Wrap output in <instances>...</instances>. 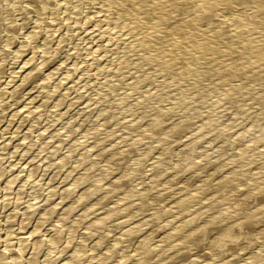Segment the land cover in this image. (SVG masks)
<instances>
[{"label":"rangeland","instance_id":"obj_1","mask_svg":"<svg viewBox=\"0 0 264 264\" xmlns=\"http://www.w3.org/2000/svg\"><path fill=\"white\" fill-rule=\"evenodd\" d=\"M27 1H29V2L31 1V3L34 4V6H32V4H29V2H27ZM34 1H35V3H34ZM75 1L78 3V5L76 4V6L73 8L74 9V12L76 11V13H74L73 11H72L73 12L72 13V12H70V10H68L66 12L65 11L66 10L65 9V7H66L65 4L66 3H64V2L62 3L61 2L62 4H60V2L57 1V0H56V2H55V0H50V1L47 0L48 3L46 2V0H17V6L13 4V6H15L16 10L15 9L14 10L11 9V11H10V14H11L12 10L15 12V13L12 12V14L14 13L13 15H15V16L13 18L16 19V20L13 19L15 23L12 22L13 25H14V27L12 26V24H11V26L14 29H18L19 28L20 29V32H19V29H18V31H16L17 35L15 34V39L12 42L13 45L11 44L10 45L11 47L10 46L8 47V51H9V52L7 51L8 53H10L11 51L14 52L18 48H20V44L19 43H21L22 39H24L23 35L29 30V28H32L34 26V23H35L36 20H41L39 22V24H38L39 27L36 29V30H38L37 31V35H36L37 36V40L35 38L34 39L35 40L34 43L32 42V43L25 44V46L23 47V52L20 55V57L17 59V62H24L26 59H28V57L32 56V53H33L32 49L35 48L33 46L34 45H39L40 42H44V40L46 38V37H44V35L46 36V34H47V30H45V28H47V24H48L47 22L51 21V18L54 19V20H56V21H54L55 24L54 23L53 24H54V26L55 25H58V27H57L58 29L56 31V34H55V31H54V33L51 35V37H48L49 39L48 38L46 39L47 42H46L45 46L47 47V49L50 51L51 54L47 56L44 64H39V62L41 60L40 53H38V51L41 48H39L38 50H36V52H35L36 54L34 53L35 57H33V61L30 63V65L28 64L29 66L26 65L25 66L26 68L21 69V70H20V67H17V68L14 69V70L20 71L19 74H16L19 77V79L17 80V77H15L14 78L15 82L12 85L11 84L8 85L9 91L5 95V98L3 100L4 103L1 104L2 106L0 105V119H1L0 120L1 121L0 122L1 123L0 124V156L1 157L3 156L2 161H0V170L2 169L4 171V173H5V174H3V177H1V179L3 178L5 180L9 176H11V174H14V172H16L17 170L20 171L23 167H25L26 164H24V163L27 161V159H29L30 155H32L33 153H35V151L37 150V147L35 145L34 146V149H31L27 153V155H25L24 157H22V154L20 153L19 150H15V153L12 151V150H14L13 147L15 146V144L18 143V139H20L21 137H23L24 135H26L27 132L32 128V127H30V124H32L33 122H35L37 120V126H36L37 128L35 127L36 131L34 132L35 135L32 136L33 138L35 137V139H33L31 137L28 140V141H31V143L32 142H36L37 143V141H35V140H37L36 133L37 132L39 133V130L42 128L43 125H46L47 123L50 122L49 124H51L52 127H51V125H49L50 128H47V130H46L47 132L45 133L47 136H49L48 134L51 135L52 133H55V131L56 132L59 131L58 132L59 134H63L65 131L68 130V128L70 129V128H73V127H75V128L77 127L72 132L73 135H71L72 133L69 134V136H67L65 138V140L62 142V144H60L61 147L59 146L60 147L59 150H58L59 153H63L65 151V149L67 150L68 149L67 148L68 147L67 144L71 145L70 143L72 141H70V140H73V139H77V141L74 143L76 145H73L72 152L70 153V156H71L70 157V160L71 159L72 160L77 159L80 156V151L82 153L84 151V149L86 151L88 150L87 153H85V157H84L85 159L83 160V162L81 163V165L79 164L78 167L76 166L77 168H75V171L71 172L70 176L67 179H64V181L60 182V174H58V175H56V178L53 180L54 182H52V184H54V183H58L59 184V186H58V190H59L60 189L59 188L60 185L63 186V184H65L66 182H68L69 179L71 178V175L73 176V174H76V173L80 172L81 169L87 168V170L85 169L86 171L84 172V173H86V172L87 173L82 175V178H83L82 181L83 182H80L76 187H73L72 188L73 190L70 191V192H72L70 194V196H69L70 198L67 197L69 200L68 199H65L66 201L64 200V202H67V201L72 200L73 197H71V196H73L74 194L78 193L77 192L78 190L79 191L80 190H83L85 187H87V185H89L90 183L93 182V179L95 180V178H97L99 175H102V177H103V181H102L103 184L100 182L101 185L98 183V184H95L94 187H92V186H91L92 188L90 187L91 188L90 190L92 191V193H89L90 195L88 194L89 195V196H87L88 198L85 197L86 198L85 200L83 198V200L81 199L80 201H78L77 203H75V205H74L75 208L73 207V210H71L73 212H71L69 215H67L68 216V219H70L72 217H75L78 214V212H81V211H83V209H86L87 208L86 210H89L90 211V209H91V212H92L89 215L88 218H94L98 214H101L102 212H105L106 210L108 211V209L109 210L113 209L114 211H112V213L108 217V221L110 220L112 222H110L109 224H107L108 221L102 222L103 225H106V224L109 225V228H111L112 225H115V224H117V223H119V222H121L123 220H128V219H130L133 216L134 217L131 219V222H129L133 226L139 225L143 221L148 220V219H151L152 217L157 216V215L159 216V218H156V221L154 220L155 221L154 223H156L158 220H160V218H164L165 219V218L169 217L170 214L175 216V217L173 216L172 219L175 218L174 220H177V219H179V217L181 218L183 215H187V213H191L192 211L194 212V211L197 210V208L199 209V207H201L204 204V203H201V202H202V199L205 196H209L211 194L210 197H213L215 195L214 196V199H216V200L212 202L213 203V206H215V205H218L220 203L223 204L224 202L228 201V199L231 198V197H235V196L237 197V196L242 195V193H244V191L251 190V189L254 190L258 186L257 187V188H259L258 195L256 194L253 197H250V198L249 197H246L245 199H243L244 202L246 201L248 203L247 208L250 206L248 209L257 210V208H255V206L259 205L260 203H262L264 201L263 200V198H264V187L263 186L264 185L262 184V182L264 181V178H263L264 177V154H263V157H262V154L260 155L259 152H256L258 150L250 149V151L251 150H254V151H252L253 154L249 151L247 153H244V155H241V156H243V157H241V159L238 156L237 157H232L231 154H235V153L238 152V150H237L238 142L236 141V139H234V137L233 138H230L229 137V132L230 131H233V130L235 131L238 126L244 125V122L246 121L245 118L248 115L247 113H250L251 111L252 112L255 111L256 107H254V106L256 105V102L258 101V103H260V102H263L264 101V99H263V97H264V85H263V83H264V80H263L264 79V63H261V65H260V63L257 64L260 67H256L255 70L254 69H250V68H252V67H250L248 71H250V70L251 71L248 73L249 75L247 76V72L248 71L246 72V70H244L245 71V73H244V71L242 72V70L240 68H238V69L235 68L234 69L233 66H232L233 63H238V61L236 62L235 60H238L240 55L237 56V57H234L233 54L232 55L230 54L229 56H230L231 59L229 58V56H227V57L225 56L226 57L225 58L223 56H220V55H223L224 54L223 53V50H221L222 48H218L219 49L218 50L219 53H215V54H213L215 56H211L212 58L214 57V59H212L210 57L213 61H211L210 58H209L208 59L209 62L206 61L205 64H204L203 61L202 62H201V60L199 61V59L197 58V56H195V60H193L192 58H190L191 57V54L189 56V53H183L182 52V49H179L180 48L179 46L182 45V44H184V41L185 40L182 41L181 43H177L175 45L176 47L174 46L175 49L178 48L179 50H181V52L180 51L178 52V49H177L176 52L174 51L175 52V54H174L173 53V50L174 49L168 50V53H170V51H171V53L173 54L172 55L173 56V59L170 61V59L167 58L169 54L166 52L167 48L164 45L165 41L168 40L166 38V36L168 34V33H166L167 30L165 31V34H164V32L161 33V36L162 37L165 36V37H163L161 39H164L165 38L164 39L165 41L164 40H161L160 41V43H161L160 46L158 45V46H155L154 47L153 46L154 44H146V46L149 45V47L151 45V48H149L151 52H153L154 49H155V51L157 50V52H158V53L157 52L156 53L159 55L158 56L159 59L157 58L159 61L158 60H154L153 63H152V60L153 59H149V58L145 59L144 58L143 52H145L144 51V48L146 46H144L145 44H143V40L142 39H141L142 41L140 40L141 42L139 41V43L137 44V47L138 48L135 47L133 49H130L129 52H128V50H126V51L123 50L122 51L121 50L122 48L120 46V45H122V43H116L115 42V41H117L118 37H115L117 39L114 40V42L116 43V45H115V43L112 44V45H110V43H112V42H110L109 45H108V47H105L103 49L104 51L101 49L100 51L94 52L95 50H97V48H100V43H101L103 37L100 39L98 37V35L100 36V34H102L103 32L106 31L105 30L106 29L105 28L106 21L105 22H101V23L99 22L98 25H96V21H95L96 19L94 17L98 16L100 13L98 15L97 14H94L93 15V18L90 17V19L88 20V22L85 23L86 25L84 24L82 27H80L79 26V21L77 19L79 17H81V16L84 17L85 15H88L91 12H94V11H96V13H98L97 10L98 9L100 10L101 4H99L100 5L99 6L96 1H93V3L92 2L90 3L91 0H75ZM18 2H19V4H18ZM57 2H58V4H56V6L58 5V6H60V8L58 6L57 7L53 6L55 9L50 7L51 9L49 11V8H47V7L50 6L49 3L52 4V3H57ZM5 3L8 5V2L6 0L4 1V3L1 4L2 6H4V9L3 10H2L3 7L1 6L2 7L1 8V10H2L1 11V14L3 16L6 13L5 12L6 9L9 7V5L6 7V4ZM36 4H39V6L36 5ZM85 5H87V7ZM92 5H93V7H92ZM127 5L128 4H125L122 7H124V6L128 7ZM40 6H42L43 8H41ZM19 7H21V9H23V10L18 9ZM81 7H83V8H81ZM126 7H124V8H126ZM53 9L55 10V12L56 11L57 12L56 13H53V11H54ZM22 13H24V14H22ZM150 14L153 15L152 12ZM2 15H0V22L1 21L2 22H4V21L6 22V20H4V18L6 16H4V18H3ZM55 16H57V17H55ZM32 17H33V19H32ZM74 17H75V19L72 20V18H74ZM181 18L182 17L180 16V18L178 17V18H176V20H179ZM42 20H43V22H42ZM90 20H91V22H90ZM174 20L175 19H173V22H172V20H171V22H169L168 28H167L168 31L171 28H172L171 31L175 30V28H177L182 23V21H183V20H180V21H178L180 23H178V22H176V20L174 22ZM72 21H74V22L72 23ZM194 21H195V19H194ZM196 21H197V23H196V25H194L195 28L200 23L198 20H196ZM57 22H58V24H57ZM75 22L76 23L78 22V24H76ZM139 22L142 25L139 24ZM23 23H25V26L24 27H26V28L25 29H22V31H21V25H23ZM135 23H136L134 25L135 27L138 26L137 24H139L141 26H138L135 30L133 29L134 30V33L132 32L133 30L131 31V36L134 39H136V37L139 36L137 34L142 33L141 30H143V32H144V27L147 28V25L144 24L145 22H144V20L142 18L137 19V21H135ZM101 24H103V25H101ZM201 24H202V22H201ZM176 25H177V27H176ZM52 26L53 25H51L50 26L51 28L50 27L49 28L50 29H53L54 27L52 28ZM142 26H143V28H142ZM172 26H175V27H172ZM139 27H141V30H137V29H140ZM194 27H193V29H194ZM146 28H145V32H146ZM39 29H40V31H39ZM41 29H43V30H41ZM127 31L128 30H126V32ZM188 31H187V33H189V34L191 32L190 38H189V39H191L192 36H193L192 35L193 34V30H191V31L188 30ZM119 34H121V33H119ZM60 35H64L65 36V37L63 36V39H64L63 41L64 42H58L60 40V38H61ZM141 36H145V35H143V33H142V34H140L139 37H141ZM106 37H108L107 33L104 34V38H106ZM38 39H39V41H38ZM48 41H49V43L50 42L51 43L48 44ZM185 42L187 43L188 41L186 40ZM103 45H105V44L102 43V46ZM139 45H140V47H139ZM152 47H154V48H152ZM156 47H157V49H156ZM158 47L159 48L161 47L162 49L159 50ZM140 48H142V49H140ZM135 49H137L138 52ZM149 49H147V47L145 48V50H149ZM163 49L165 50V52L163 51ZM33 50H35V49H33ZM132 50H134V51L132 52ZM139 51H143V52H139ZM155 51H154V53H155ZM55 52H57V53H55ZM159 52L161 54H159ZM11 53L8 55L9 58H7V60L4 61V63L0 66V68L2 69L1 70L2 72L0 74V76H1L0 77V81L5 80V79H8L9 78V73L10 74L12 73V70L10 69V67L12 68V66L16 65V64H14V58H12V57H15V56H14V54H12V56H11ZM162 53H165V55L164 54L162 55ZM141 54L143 55L142 58H143L144 61L141 58ZM176 54H178L180 58ZM217 54H219V55H217ZM160 55L163 56V57H160ZM175 55L177 56V59L179 58L178 59L179 61H177ZM242 55L243 54H241L240 58H242ZM100 56H101V58H100ZM121 56H122V59L120 58ZM165 56H167V57H165ZM217 56H218V58H217ZM117 57H119V58H117ZM181 57H184V58H182V62H180ZM215 58H217V59H215ZM123 59L127 63H129L128 61H130L131 64L125 63L124 61H122ZM137 59H139V60H137ZM244 59H245V57L243 56V60L241 59V62H240V59H239V63H242V61H244ZM114 60H116L115 62H117V61L118 62L115 63ZM133 60L136 61V62H133ZM173 60L176 62V63H173L174 65L172 64ZM214 60H216V61H214ZM225 60L226 61L228 60V61L226 62ZM155 61H157V62H155ZM164 61L167 62V63H164ZM233 61H235V62H233ZM142 62H143V64H142ZM161 62L164 64V66H162L163 64ZM199 62H200V64H199ZM123 63H125V64H123ZM135 63L137 64V66L135 68H137L138 65L141 66V67H138V69H135L132 66ZM157 63H159V64H157ZM196 63H197V65L199 64L198 65V69L196 67L194 68V66H197ZM18 65H20V64L18 63L17 66ZM34 65H35L36 68L34 67ZM77 65H79L80 67L77 66ZM124 65H126L127 67L124 66ZM167 65H169V66H167ZM201 65H203V66H201ZM233 65H235V64H233ZM106 66H108V67H106ZM165 66L167 68L164 70ZM171 66H173V68ZM182 66H184L185 68L182 67ZM32 67H34L33 68L34 71L32 72L31 77H29L27 80H25V81L22 82L20 80V78L22 76L21 73L24 74V71L27 72V71H29L28 69H30ZM103 67H105V68L103 69ZM150 67L152 68V70H151ZM159 67H161L160 69H162V70H160ZM73 68H75V69H73ZM170 68H172V69H170ZM193 68L197 70V71H195L196 73L195 72L193 73V71H194V70H192ZM199 68H200V70H199ZM232 69L233 70H236V71H233ZM52 70L56 72L55 75H54V77H53V79H52V82L50 81V83H48L49 86L45 87L44 90L41 91L40 97H38V98L36 97L35 98V101L32 102L31 105H29V107H32L37 102L42 101L43 99H45L46 97H48V99L46 100V102L44 104V107H42L44 109L42 110L41 113L35 111L34 113L30 114L29 117H28L29 119L28 118L25 119L24 122H23V124H22L23 126L21 125L20 129H18L19 122L21 121L20 119L22 118L21 117L22 115H20L18 113L17 115L20 116V117H17V116L14 117V122H13L10 113L13 110H15L14 108H17V107H19L20 110H22V109L25 110V109L29 108L27 105H25V102H26L27 98L29 97V95H32V94H34V92L38 91V88L37 89L34 88V89L31 90L32 91L31 92L30 91V89H31L30 87H32V85L33 86H37V85L39 86L41 84L40 83V80L42 79V77L46 76L47 75V72L48 71L51 72ZM166 70H167V72H166ZM212 70H213V72H211ZM150 71H153V72H150ZM172 71H174V73ZM184 71H185V73H184ZM149 72H150V74H149ZM158 73H161V74H158ZM181 73L184 76L181 75ZM190 73H192V74L190 75ZM144 74H146L147 76L144 75ZM211 74H213V75L211 76ZM232 74H234V76L237 74V76L234 77ZM239 74H241V75H239ZM141 75H143V76H141ZM149 75H150V79H149ZM238 76L241 77V78H239ZM249 78H251L253 81H250L251 79L249 80ZM42 80H41V82H42ZM59 80H61L63 83L61 81L59 82ZM247 80L250 81V82H248ZM254 81H255V83L257 81V83L254 84ZM32 82H33V84H32ZM141 82H143V83H141ZM165 82H167V83H165ZM38 83H40V84H38ZM181 83H182V85H181ZM252 83H253V86H255V87L251 86ZM57 85H60V86L56 90ZM230 85L233 87V90L235 89V91L232 90V87H230ZM243 85H244L245 88L243 87ZM246 85L248 86L247 88H246ZM238 86H240L241 88H239ZM157 87H159V88H157ZM225 88L228 91L231 88L230 94L228 96H230L232 99H234V101H232V99L229 97L228 99H230V100L227 101L228 103H226V101H223V103H221L222 101H219V102L215 103V99H218V98H216L217 97V94H218V93H216V91L217 92H222L223 90L226 91ZM67 89L68 90L70 89L69 92H67L65 98L62 101V104L60 106H58V101H59L60 97H62L66 93V91H68ZM29 92H31V93H29ZM236 92H238V93H236ZM243 92H245V93H243ZM12 93H14V94H12ZM199 93H201V94H199ZM210 93H213V94H210ZM257 93H258V95H257ZM50 94H51V96L49 97ZM177 94H178V97H177ZM232 94H233V96H232ZM246 94H248V95H246ZM192 95H193V97H192ZM175 96H176V98L179 99V100L177 99L178 101L175 99ZM234 97H237V98H234ZM246 97L249 98L250 100H248ZM257 97L259 98V100H258ZM160 98H161V100H160ZM173 99H175V100H173ZM261 99H263V101ZM212 101H214V102H212ZM252 101H253V103H252ZM170 102H172V103H170ZM235 102H236V104H235ZM12 103L13 104L16 103V104L15 105H11ZM195 103H196V105H195ZM231 103L232 104H235V106L236 105L238 106V105L244 103V105L246 107L244 105H242V106L240 105L241 106L240 107L241 110H243V112H244L243 114H240L241 115L240 118H242L243 120H241V121L240 120L239 121H233V124H237V126H235V127L233 126V128L228 129V131L226 130L227 133H226L225 130L223 132H221V134H219V136L216 137V138H218L217 139V142L215 140L216 138H214L211 141V143L210 142L207 143V145L209 147L207 146L206 148L207 149L212 148V149H209L207 151V154H208V152L213 151L214 145H212V144H215V143L219 144V145L215 144L216 150H218V149H220V150H218V152H216V153L213 152L214 153V156H212V157L213 158L215 157V159L213 161H211L212 160V157H211V160L209 159V162L207 161L208 163L206 162V163H204L205 164L204 165L203 163H201L202 162L201 159L194 160L195 159V154H196V152H194V151H196V146L201 145L202 142L204 141V139H202V137H201V138H198L196 140H193L192 142H189V143H191L190 145H192V147H191L185 141L186 140V136L184 138V136H182L183 134L181 132L184 133L185 130H188V126H190V127H193L194 126V128H195L196 126L202 125V123L204 124L205 121H203V118L206 119L205 117L208 116V114H204L203 115V113L205 112V109L206 110L207 109H210V111L212 112V113L210 112L212 118H213V116H215L213 118L214 120L212 119L213 121L210 118V123H208L209 125L206 124V125H208L206 127V130L209 129V128H211V129L214 128V131H216V132L219 131L220 128H221L220 130H222L223 127H224L223 124L227 123L228 119L231 116L229 112L233 111L232 109H234L233 108L234 105H232ZM228 104L229 105L231 104L233 107L231 105L229 106ZM21 105H22V107H20ZM217 106H219V107H217ZM197 107H198V109H196ZM228 107H231V109L228 108ZM263 107H264V105H263ZM211 108H212V110H211ZM263 109H262V111H263ZM65 110H66V112H65V114L62 115L63 117L60 116V119H57V116L61 115ZM201 110H204V111L202 112ZM219 110H221V111H219ZM246 110H248V111H246ZM216 111H218V112H216ZM184 114L187 115V116H185ZM245 114H247V115H245ZM263 114H264V111H263ZM242 115H244L245 118H243L244 116H242ZM181 117H183L184 120L183 119L178 120L179 121V123H178L177 119H179ZM73 119H75V120H73ZM153 119H156V120H153ZM71 120H73L72 121V124L71 125H68V123ZM53 121H54V123H53ZM104 121H106L105 125H103L104 124L103 123ZM174 121H176L178 123V124H176L173 127V129L174 128L175 129L174 130L172 129V131H175L176 135H175L174 132L172 133V131H171L169 136H165L164 137V139H165L164 143L163 142H159L158 143V141L155 140V139H157L156 138L157 136H156L154 138V140H155L154 143L155 144L152 146L151 150L149 149L147 151V149H144L146 143L150 140L149 138H147V140H146V136L149 133L152 134V132H154V130H156L155 132H162L164 129H166L168 127V125H170V123H172ZM129 122H131V123H129ZM198 122L200 124H198ZM240 122H243V123H240ZM148 123L149 124L151 123L152 126L154 124L153 128ZM238 123H240V124H238ZM147 124H148V127H151L153 129L152 131L149 130V128L147 127ZM186 125H188V126H186ZM130 128L131 129H135V130L132 131L133 133H130L133 136L134 135H137V134H135L136 131H137V133L138 132L144 133L145 130L146 131H145L144 135L145 134H147V135H145V137L144 136H141L140 138H137L138 140H136V142L134 140V142L136 144L135 143L134 144L132 143V144L129 145L128 143H130L131 140H130V138L127 139L128 135L126 134V132L129 131ZM139 129H141L143 131H141ZM181 129H183V130H181ZM17 130H18L17 135L14 138H12L11 140L8 141L7 140V137L9 139V137H12L13 135H15ZM87 131L89 133L88 134V138H85V139L84 138H79L80 136H82ZM204 131H205V128H204ZM178 132L181 133V135H179ZM132 135H131V137H132ZM177 135H178V137H177ZM70 137H71V139H70ZM121 137H123V138H121ZM31 139L34 140V141H32ZM82 139H84L85 141L82 140ZM223 139H224V141H223ZM79 140H81L82 142H80ZM127 140H130V141H127ZM168 140H169V142H168ZM214 140H215V142H214ZM172 141L174 143H172ZM220 141H221V144H220ZM39 142H41V141H38V145H39ZM184 142H185V144L186 143L188 144V145L186 144V147H185ZM194 142H195V144H194ZM6 143H7V146L8 147H6L7 149H4V146L3 145H6ZM77 143H80V145L77 144ZM94 143L96 144L95 146L92 145ZM160 143H161L162 146L164 144L169 145V143H170V147L166 145L167 147H165V149L162 152L161 157H160V161L163 158H166L167 160L163 159L162 162L159 161V164L157 163V165H156L157 167L154 170H151V172H149L150 169H151V166H153V164L155 162V158H156L157 153H159V154L161 153V152H159L161 150V149H159L161 147ZM196 143H197V145H196ZM199 143H201V144H199ZM220 145L222 146V148H220L221 147ZM256 145H254V146H256ZM39 146H41V145H39ZM183 146H184V148H183ZM217 146L219 148H217ZM63 148H65V149H63ZM178 148H180L182 150L183 149L184 150L185 149L186 150L188 149L189 151L193 149L192 150L193 152L190 151L193 154L190 153L187 150V154L190 153L189 154L190 156L188 155L187 157H188L189 161L190 160L192 161L193 164L191 163V161L188 162V159H187L186 160V163H189L190 164L189 165L190 167L188 166V164H186V166H183L185 168L182 167L183 169H180L178 171V173L177 172L175 173L176 170L175 169H174L175 171L174 170H171L170 169L171 167L169 168L168 165H166V164H170L171 163L170 160H171V158H172L171 156L173 154H174L173 157L175 158V153H176V151H177ZM215 148H214V150H215ZM143 149L146 150L147 152L144 153L141 156L143 160L141 162H139L140 164H138V162H137V156L139 154H141V152H143ZM102 150H104V151H102ZM186 150H185V152H186ZM49 151H50V149H48L47 152L46 151L45 152L48 153ZM45 152H44V154L46 155ZM88 153H90V154H88ZM41 154L44 155L43 153H41ZM41 154H40V156H37L34 159L35 162L38 163V165H41L43 163V161L41 160L42 159L41 158V156H42ZM98 154H102L103 156L100 155V156H102V157H100ZM104 154H105V156H104ZM191 154H192L193 157L191 156ZM217 154H218V156H217ZM11 155H13V156H11ZM215 155L217 156V158H216ZM220 155H222V156H220ZM168 157H169V162H168ZM4 158H6V159H4ZM174 158H172V161H173ZM235 158H237V159L239 158L240 160L238 161ZM246 158H247V160H246ZM97 159H99V160H97ZM110 159H113V161H110ZM40 160L42 162H39ZM47 160H49V159H47ZM47 160L44 159V162H47ZM105 161L107 163L109 162L108 167L107 166L104 167V164H106ZM224 161H225V163H224ZM110 162H111V164H110ZM241 162H242V164H241ZM69 163L70 162L68 160V162H66V165L64 167H62L61 170L64 171L68 167H70L72 162L70 164ZM113 163H115V164H113ZM200 165L202 167L203 166H206V165L207 166L202 168ZM82 167H84V168H82ZM199 167L202 168V170L201 169L199 170ZM13 168L16 169V170H14ZM25 168L28 169V167H25ZM25 168H24V171L20 173V176H24L27 173V171H26ZM156 169L159 172L156 171ZM13 170H14V172L12 173ZM39 171H36V172L38 173ZM166 171H168V172H166ZM50 172H51V170L49 171V173ZM137 172H139V173H137ZM155 172L156 173L157 172L159 173V174H157L158 176H156V179L155 178L154 179H151V176ZM172 172H173V174L171 175ZM179 172H181V173H179ZM121 173H122V175L123 174L124 175L122 176ZM106 175L109 176V177H107ZM119 175H120V178L118 180H116V183L117 184L119 183L120 186H118L116 184L117 186L116 185L114 186L115 189L114 188H113L114 190L113 189H110V193L108 191H107L108 192L107 193L106 190H105L107 188H103V186H105V183L106 182L114 179L116 176H119ZM170 175H171V177H169ZM48 176H49V174H48ZM205 176H206V179L207 180L205 179ZM217 177L218 178L221 177L222 179H224L222 181L223 182V186L219 187V191H217L218 188L215 189L214 188V185H213V181ZM231 177H232V179H231ZM3 179L1 180V182L2 181L4 182ZM128 179H130V180H128ZM244 179H245V182H243ZM20 180H22V178ZM145 180H147V181H145ZM165 180H169V181L166 182ZM205 180H206V182H204ZM153 181H155V182H153ZM170 181H173L174 183H172ZM202 181L204 182L203 184H202ZM246 183H247V185H246ZM200 184L203 185V186H201ZM253 184H255V185H253ZM30 185L32 186L33 183L30 184ZM167 185H169V186H167ZM31 186H29L28 188H31ZM144 186L145 187H148L150 189H152V188L153 189L152 190L148 189V192H150V191L151 192L150 193L147 192L143 197H142L141 194H139V192H137L139 195H137V193H134V194L131 193L133 190L140 189V188H142ZM0 187H1V185H0ZM118 190H120V191H118ZM73 191H74V193H73ZM128 193H130V194H128ZM202 193L204 195H202ZM3 195H5V191L4 190L2 192H0V200L1 201L4 199V196ZM101 195H103V196H102V198L100 200L101 202H99V205L91 206L93 204V202L96 199H98V197H100ZM128 195H130V197L126 198L127 201L124 200L125 197H127ZM191 196L192 197L194 196L193 197L194 200L192 199V201L190 200V202H189L187 199H188V197H191ZM27 198L30 199L31 198L30 195L23 200L24 202L22 201V204L19 205V207L21 206V209H23L26 206V203H28V202H26L27 201ZM155 198H157V199H155ZM176 199H179L180 200L179 202H182V205L181 206H182L183 210L186 209V210H184V212L182 211L183 213L182 212H180V213L177 212V211H179L178 210L179 207H178V209H175V211L173 209L170 210L168 208L171 205L170 203L173 202V201H175ZM117 200L120 201V202H118ZM122 200H124V201H122ZM10 201L11 200H9L8 202H10ZM121 201H122L123 204L124 203L125 204L123 205L121 203ZM127 202L131 203L132 205L130 204L129 206H127V208H124V207H126L125 205L127 204ZM156 203L158 205H156ZM257 203H259V204H257ZM10 204L11 203L8 204V207L10 206ZM116 204H117V206H115ZM138 204H139V209L140 208L141 209L140 210L137 209L138 211H136V214L135 215L129 216L126 219L125 216H127L132 210L136 209L138 207ZM251 205H253V206H251ZM90 206H91V208H90ZM156 206H158L159 208L156 207ZM36 207H38V206H35V208ZM59 207H57V211H56L57 213H58V211L60 209L63 208L62 205H61L60 208ZM193 208H194V210H193ZM158 210H160V211H158ZM155 211H158V212L155 213ZM152 212L154 213V216H151L152 215ZM228 212H227V214H228ZM173 213H175L177 215V217ZM252 213H255V211H252ZM256 213L253 214V215H256ZM263 213H264V211L261 214L254 216L253 219H256V220L258 219V222H259V220L261 221L259 223H263L264 222V221H262V220H264V217H263L264 214ZM227 214L224 215V216L221 215L222 218H221V216L216 217V221L213 220L210 223L211 225L209 224L208 227L213 228V226H214L215 229H216V228L220 227L222 224L227 223L229 221H232L234 217H231L230 216V212H229L228 215ZM34 216H35V214H33V216H31L30 219L27 221L29 223L28 226H30L31 223L34 222V220H33V217ZM113 216H115V217H113ZM225 216L226 217L228 216V217L226 218ZM122 217H124V219ZM249 217H251V216H249ZM117 218H120L121 220H119V221L114 220V219H117ZM217 218H218V220H217ZM259 218H261L262 220L259 219ZM52 219H56V218L53 216L52 218H50V220H52ZM172 219H169V221L166 222V226H165V224H163V226L166 227L165 228L166 230H168V228L170 229L171 226H173V223L175 221H173ZM171 220H172V222H170ZM47 221L49 222V220H47ZM52 221H54V220H52ZM52 221H50V222H52ZM105 222H107V223H105ZM129 223L125 224V227L128 226ZM132 223H134V224H132ZM217 224H219V225H217ZM167 225H169V226H167ZM163 226H161V227L158 226L157 228H154L153 223H149L146 227L144 226L145 229L143 227L142 228L143 230L140 229V231H137V232H134L133 234H131L130 237H132V235H136L137 237H139V236H142L146 231L154 228V231H152L149 235H147L146 242H145V246L147 245V250H149V249L150 250L147 251V253H146L147 256L146 255L143 256L140 259V261L138 263H136V264H140V263L141 264H150V263L153 264V262H154V264H169V263H171V264L172 263L173 264H199V262H200L199 260H201V259L198 258L199 256H197V254L199 253V255H201V256H206V254L209 253L210 248H208L209 247L208 242L211 241V240L208 241V238L211 237L212 234L213 235L215 234V231L214 230L212 231V233L211 232H209L210 234L208 233L209 237L207 235L206 236L207 239H203L205 241H203V240H202V242L200 241L202 243V245H201L200 242H199L200 244L194 243V242H192V243L189 242L190 244L188 242L187 243H185V242L183 243L182 242V244L180 245V249H179V247H177L179 250L177 248H172V252L170 251L171 254L169 253L172 256H169L165 260H162L163 262L162 261L161 262H157V261H159V257H158L159 248L157 246H155V242L158 239H162V237L164 238V236H165L164 233H166V232H165V229H163L164 228ZM47 227H48V225L46 226L44 224L41 227L40 232H44V230H46ZM112 230H113V232L111 231L110 233L106 234L105 236H103L101 238V242H100V245H99L100 248H102V247L104 248V245L106 246V244L108 242L109 243L112 242V240H113L112 237H114V234L117 233V231H118L116 228H114ZM78 231L79 232L81 231V227H79L76 232L78 233ZM4 233H2V234H4ZM93 233H89V234H91V236H89V237H92L93 238V236L96 235L95 237L97 238L99 236V234H100V233H98V234L94 233V235H93ZM237 233L238 234L240 233L239 235L242 234L244 236L241 235L240 236L241 238L239 236L238 237H234V238H232L231 242H228L227 245L221 247L220 248V251H219V254L222 253L221 254L222 256L221 255L219 256V254H218V257H217L218 259L216 258L217 261H216L215 264H226V263L227 264H239L241 262V260L243 261V259H241V258H246L248 256V254H250V251L251 252L252 251L253 252L257 251V253H260V255H263L264 254V248H263L264 247V244L261 247H259V245H258V244L261 243V240H259L258 238L257 239L256 238H251L250 239L251 236H249L247 234L248 232H246V231L245 232L242 231V233H241V231H239ZM245 235H246V237H245ZM156 237H157V240H156ZM92 238H91V240L89 238V240H87V242L88 243H92L94 241V239H96V238H94V239H92ZM248 240H251V243L248 242ZM254 240H256V241H254ZM128 242H129L128 244L131 245V246H129L130 248L128 247L127 250L133 249L136 243H133L132 244L131 243L132 242L131 240H129ZM245 242L246 243L248 242V243L246 244ZM209 243H211V242H209ZM101 244H102V246H101ZM122 244L123 245L120 244L119 246L123 247L125 245H128L125 242L122 243ZM119 246H116L117 248L114 247L115 250L113 248V251L114 252L113 251L111 252L112 255L109 254V258L106 260L108 263L114 262V264H116V263L118 264L120 262L119 264H127L128 262L132 261L129 258L128 260H126L127 262H124V263L122 261L115 262V260H117V258H119L122 255V254L121 255L119 254V253L122 252L120 250V247ZM184 246H186V247H184ZM243 246H246V248L244 249ZM242 247H243V249H242ZM157 249H158V251H157ZM175 249L178 250V252H176ZM186 250H188V251H186ZM258 250H259V252H258ZM61 255L62 254H60V256ZM131 255H132V253H131ZM179 256H180V258H179ZM89 257L90 258L92 257V253L89 254V255H87V256H86V254H84V256L83 255L81 256V258L86 259L87 261L90 259ZM263 257H264V255H263ZM52 258L55 259L56 256H53ZM148 258H150L151 260L148 259ZM106 261H105V263L108 264ZM181 262H183V263H181ZM234 262H236V263H234ZM51 263H55V262L53 261ZM35 264H37V263H35ZM208 264H212V263L210 262ZM241 264H242V262H241Z\"/></svg>","mask_w":264,"mask_h":264},{"label":"bare ground","instance_id":"obj_2","mask_svg":"<svg viewBox=\"0 0 264 264\" xmlns=\"http://www.w3.org/2000/svg\"><path fill=\"white\" fill-rule=\"evenodd\" d=\"M5 0H0V15L1 14V11L4 9V6H2L1 4L4 3ZM8 2V5L9 7L6 9V13L4 16H6L4 18V16L2 15V17L4 18V20H6V22H0V66L4 63V61L7 60L8 55L10 53H8V47L12 44L13 40L15 39V34L17 35L16 31H18V29H14V25L12 22H14V19L13 17L15 15H13L15 12L13 11L14 9L16 10L15 6H17V0H6ZM50 1V0H49ZM60 2V4H62L63 2L66 3V7H65V11L67 12L68 10H70V12H74V7L76 6V4L78 5V3L75 1V0H57ZM93 1H96L97 4H101V7H100V10L98 9V13H96V11L94 12H91L90 14L88 15H85L84 17H79L77 20L79 21V26L82 27L85 23L88 22V20L90 19V17L93 18V15L94 14H99L98 16L94 17L96 20V25H98V23L100 22H105V32L107 33L108 37L104 38V34H106L105 32H103L102 34H100V36L98 35V37L102 39L101 43H100V48H97V50H95L94 52H97V51H100L101 49L103 50L105 47H108L109 43L110 45L114 44L115 42L116 43H122L121 46V50H129L130 49H133L135 47H137V44L139 43V41L142 39L143 40V44H145L144 46H146V44H154L153 46H160L161 43L160 41L161 40H164V39H161L165 36H161V33L164 32L165 34V31L167 30L168 31V24L169 22H173V19L176 20V18H180V16L182 17L181 19L179 20H176V22L180 21V20H183L182 23L177 27L175 28V30L171 31L172 28L166 33L167 36L166 38L168 39L167 41H165L164 45L165 47L167 48L166 52L168 53V50H171V49H174L173 50V53L175 54V52L177 51L178 48H174V46L177 44V43H181L182 41H188L187 43L184 41V44L180 45L179 49H182V52L183 53H189V56L191 54V57L193 60H195V56H197V58L199 59V61L201 60V62L203 61L204 64L206 61H208V59L211 57V56H215L213 54L215 53H219V49L218 48H222L221 50H223V55H220V56H223V57H227L229 56L230 54L234 55V57H237V56H241L242 55V58H240L239 56V59H240V62H241V59L243 60V56L245 57L244 61H242V63H239V59L238 60H235L236 62L238 61V63H233L235 65H233L232 63V66L233 68L235 69H238L240 68L242 70V72L244 70H246V72L250 69H254L256 67H260L259 64L261 65V63H264V0H91L90 3ZM21 2V1H20ZM29 2V1H27ZM47 2V0H46ZM56 2V0H55ZM62 2V3H61ZM35 3V1H34ZM44 3V2H43ZM48 3V2H47ZM89 3V4H90ZM6 4V3H5ZM19 4V2H18ZM29 4H32L31 1L29 2ZM57 3H52L50 4L49 3V11L51 8H54L53 6L57 7L56 6ZM80 4V3H79ZM95 4V3H94ZM93 4V5H94ZM125 4H128L124 7H122L123 5ZM6 4V7L8 6ZM39 6V4H36ZM64 5V4H63ZM83 5V4H82ZM92 5V7H93ZM3 8H2V7ZM28 6V5H27ZM32 6H34V4H32ZM44 6V5H43ZM87 7V5H85ZM95 6V5H94ZM100 6V5H99ZM29 7V6H28ZM27 7V8H28ZM41 8H43L42 6H40ZM46 7V6H45ZM51 7V8H50ZM60 8V6H58ZM80 7V6H79ZM2 8V10H1ZM38 8V7H37ZM62 8V7H61ZM83 8V7H81ZM12 10V12H14L12 14H10V11ZM18 9H21V7H19ZM40 9V8H39ZM55 9V8H54ZM53 9V10H54ZM64 9V8H63ZM77 9V8H76ZM23 10V9H21ZM20 10V11H21ZM152 12L153 15H151L150 13ZM52 12V11H51ZM57 12V11H56ZM55 10L53 11V13H56ZM72 12V13H73ZM149 12V13H148ZM4 13V12H3ZM19 13V12H18ZM76 13V11L74 12ZM24 14V13H22ZM43 14V13H42ZM19 15V14H18ZM29 15V14H28ZM34 17V16H33ZM32 17V19H33ZM57 17V16H55ZM60 17V16H59ZM46 18V17H45ZM77 18V17H76ZM139 18H142L144 20V24L147 25V28L144 27V32L143 30H141V27H139L140 29H137V30H141V32L143 33V35L145 36H140V34H137L139 35L138 37H136V39L132 38L131 36V31L134 29H136L138 26H141L142 24L139 22V24H137L138 26L135 27L134 25L136 24L135 21H137V19ZM14 19V20H13ZM25 19V18H24ZM31 19V20H32ZM56 19V18H55ZM75 19L72 18V20ZM198 20L199 22V26L196 28L194 27V25H196L197 21L195 22L194 21ZM49 20V19H48ZM174 20V22H175ZM33 21V20H32ZM41 20H36L35 23H34V26L32 28H29V30L23 35L24 39H22L21 43L20 44V48H18L16 51L12 52L11 53V56L12 54H14L15 57H12L14 58V66H12V68L10 67V69L12 70V73L10 74L9 73V78L8 79H5V80H2L0 81V105L3 104V100L5 98V95L6 93H8L9 91V87L8 85L9 84H13L15 82L14 78L17 77V80L19 79V77L16 75V74H19L20 71H17V70H14L15 68L17 67H20V70L21 69H24L26 68L25 66L26 65H30V63L33 61V57H35L34 53L36 52V50H38L39 48H41L38 53H40V56H41V60L39 62V64H44L45 63V60L47 58L48 55H50V51L47 49V47L45 46L46 42H47V38L48 37H51V35L54 33L55 31V34H56V31H57V27L58 25H55V22L56 20L52 19L51 18V21L47 22V28H45V30H47V34L46 36L44 35L45 40L44 42H40L39 45H34L33 50V53H32V56L28 57V59H26L24 62H17V59L20 57V55L22 54L23 52V47L25 46V44H28V43H34V39L36 38L37 40V31L36 30L38 27H39V22ZM94 21V22H95ZM141 21V20H140ZM34 22V21H33ZM43 22V20H42ZM74 21H72L73 23ZM91 22V20H90ZM93 22V23H94ZM142 22V21H141ZM202 22V24H201ZM15 23V22H14ZM31 23V22H30ZM54 23V24H53ZM76 23V22H75ZM138 23V22H137ZM180 23V22H178ZM12 24V26H11ZM17 24V23H16ZM53 29H50L51 25ZM58 24V22H57ZM63 24V23H62ZM78 24V22L76 23ZM174 24V23H173ZM176 24V23H175ZM21 25V24H20ZM43 25V24H42ZM41 25V26H42ZM86 25V24H85ZM103 25V24H101ZM145 25V26H146ZM25 26V23H23V25H21V31L22 29H25L26 27ZM40 26V27H41ZM45 26V25H44ZM134 26V27H133ZM144 26V25H143ZM142 26V28H143ZM50 27V28H49ZM101 27V26H100ZM170 27V26H169ZM172 27H175V26H172ZM194 27V29H193ZM205 27V28H204ZM145 28H146V32H145ZM61 29V28H60ZM91 29V28H90ZM103 29V28H102ZM43 30V29H41ZM44 30V31H45ZM93 30V29H92ZM126 30H128L126 32ZM134 30L132 31L134 33ZM188 30H193V36L191 39L190 38V34L187 33ZM25 31V30H24ZM40 31V29H39ZM19 32H20V29H19ZM46 32V31H45ZM172 32V33H171ZM189 32V31H188ZM121 33V34H119ZM132 33V34H133ZM145 33V34H144ZM90 34V33H89ZM189 34V35H188ZM135 35V34H134ZM136 35V36H137ZM54 36V35H53ZM61 38L58 42H64L63 40V36L64 35H60ZM59 36V37H60ZM106 36V35H105ZM22 37V38H23ZM42 37V36H41ZM65 37V36H64ZM67 37V36H66ZM96 37V36H95ZM115 37H118L115 38ZM135 37V36H134ZM44 39V38H43ZM49 39V38H48ZM51 39V38H50ZM95 39V38H94ZM98 39V38H97ZM114 42V40H116ZM141 40V41H142ZM39 41V39H38ZM140 41V42H141ZM57 42V43H58ZM163 42V41H162ZM51 43V42H50ZM49 41H48V44H50ZM102 43L105 44L102 46ZM115 43V45H116ZM160 43V44H159ZM47 44V45H48ZM142 44V43H141ZM13 45V44H12ZM163 45V46H164ZM212 45V46H211ZM29 46V45H28ZM49 46V45H48ZM162 46V47H163ZM11 47V46H10ZM50 47V46H49ZM140 47V45H139ZM142 47V46H141ZM147 49L151 48V45L149 47L146 46ZM145 47V48H146ZM152 47V48H154ZM164 47V48H165ZM176 47V46H175ZM138 48V47H137ZM144 48V51H139V52H143V55H144V58L147 59H153L152 60V63L154 60H158V52L157 50L153 52L149 50H145ZM159 48V47H158ZM64 49V48H63ZM142 49V48H140ZM157 49V47H156ZM162 48L160 47L159 50H161ZM178 49V52L181 50ZM137 50V49H135ZM158 50V51H159ZM8 51V52H7ZM104 51V50H103ZM124 51V52H125ZM134 50H132L133 52ZM163 51L165 52V50L163 49ZM175 51V52H174ZM54 52V51H53ZM112 52V51H111ZM136 52V51H135ZM138 52V50H137ZM177 52V53H178ZM57 53V52H55ZM121 53V52H120ZM126 53V52H125ZM124 53V54H125ZM36 54V53H35ZM130 54V53H129ZM140 54V53H139ZM159 54H161L159 52ZM165 55V53H162V55ZM169 54V55H168ZM168 57L170 59V61L173 59V54L171 53H168ZM222 54V53H221ZM96 55V54H95ZM141 54V58L143 56ZM178 55V54H176ZM175 55V56H176ZM182 55V54H181ZM180 55V56H181ZM219 55V54H217ZM115 56V55H114ZM113 56V57H114ZM126 56V55H125ZM138 56V55H137ZM174 56V57H175ZM184 56V55H183ZM51 57V56H50ZM132 57V56H131ZM160 57H163L160 55ZM179 57V55H178ZM225 57V58H226ZM232 57V56H231ZM11 58V57H10ZM101 58V56H100ZM119 58V57H117ZM122 59V56L120 57ZM126 58V57H125ZM158 58V59H157ZM166 58V59H167ZM180 58V57H179ZM178 58V59H179ZM182 58L184 57H181L180 59V62H182ZM187 58V57H186ZM189 58V57H188ZM212 58V57H211ZM210 60L213 61L212 59H214V57ZM218 58V56H217ZM215 58V59H217ZM230 58V56H229ZM112 59V58H111ZM116 59V58H115ZM129 59V58H128ZM161 59V58H160ZM176 59H177V56H176ZM177 59V61H179ZM191 59V60H192ZM231 59V58H230ZM113 60V59H112ZM120 60V59H119ZM139 60V59H137ZM143 60V58H142ZM188 60V59H187ZM222 60V59H221ZM229 60V59H228ZM227 60V61H228ZM19 61V60H18ZM116 60H114L115 62ZM124 61V59L122 60ZM132 61V60H131ZM141 61V60H140ZM144 61V60H143ZM151 61V60H150ZM149 61V62H150ZM159 61V60H158ZM210 61V62H211ZM216 61V60H214ZM226 61V60H225ZM226 61V62H227ZM233 61V62H235ZM118 62V61H117ZM115 62V63H117ZM125 62V61H124ZM129 63L127 64H131L130 61H128ZM133 62H136L133 60ZM132 62V63H133ZM157 62V61H155ZM185 62V61H184ZM209 62V61H208ZM20 64L17 66V64ZM112 63V62H111ZM121 63V62H120ZM123 63V64H125ZM138 63V62H137ZM145 63V62H144ZM162 63V62H161ZM164 63H167L164 61ZM171 63V62H170ZM173 63H176L174 60L172 62ZM198 63V62H197ZM196 63V65H197ZM230 63V62H229ZM12 64V63H11ZM114 64V63H113ZM143 64V62H142ZM159 64V63H157ZM163 64V63H162ZM200 64V62H199ZM198 64V65H199ZM203 64V65H204ZM207 64V63H206ZM212 64V63H211ZM223 64V63H222ZM28 65V66H29ZM80 65V64H79ZM77 65V66H79ZM147 65V64H146ZM170 65V64H169ZM167 65V66H169ZM174 65V64H173ZM186 65V64H185ZM184 65V66H185ZM191 65V64H190ZM195 65V64H194ZM198 65L197 66H194V68L196 67L198 69ZM201 65V66H203ZM111 66V65H110ZM126 66V65H124ZM123 66V67H124ZM134 68L137 66V64L135 63L134 65H132ZM157 66V65H156ZM159 66V65H158ZM164 66V64L162 65ZM178 66V65H177ZM182 66V67H184ZM209 66V65H208ZM225 66V65H224ZM31 67V66H30ZM35 67V65H34ZM30 68L28 69L29 71L25 72L24 71V74L21 73V78L20 80L23 82L25 80H27L29 77H31V74L32 72L34 71L33 68ZM80 67V66H79ZM108 67V66H106ZM127 67V66H126ZM138 67H141L138 65ZM135 68V69H138ZM146 67V66H145ZM144 67V68H145ZM173 68V66H171ZM186 67V66H185ZM184 67V68H185ZM220 67V66H219ZM223 67V66H222ZM36 68V67H35ZM78 68V67H77ZM105 67H103L104 69ZM151 68V67H150ZM154 68V67H153ZM161 67H159L160 69ZM164 68V67H163ZM167 67L165 66L164 70L166 69ZM170 68V69H172ZM177 68V67H176ZM192 69L194 70L193 73L195 71H197L196 69ZM203 68V67H202ZM221 68V67H220ZM228 68V67H227ZM232 68V67H231ZM6 69V68H5ZM9 69V70H10ZM75 69V68H73ZM133 69V68H132ZM131 69V70H132ZM149 69V68H148ZM155 69V68H154ZM157 69V68H156ZM158 69V70H159ZM180 69V68H179ZM210 69V68H209ZM2 69L0 68V74H1V71ZM144 70V69H143ZM152 70V68H151ZM162 70V69H160ZM169 70V69H168ZM181 70V69H180ZM179 70V71H180ZM200 70V68H199ZM214 70V69H213ZM213 70L211 72H213ZM220 70V69H219ZM225 70V69H224ZM233 70V69H232ZM253 70V71H254ZM260 70V69H259ZM43 71V70H42ZM72 71V70H71ZM148 71V70H147ZM157 71V70H156ZM187 71V70H186ZM217 71V70H216ZM229 71V70H228ZM233 71H236V70H233ZM251 71V70H250ZM248 71L247 72V76L249 75L248 73L250 72ZM258 71V70H257ZM150 72H153V71H150ZM149 72V74H150ZM158 72V71H157ZM160 72V71H159ZM162 72V71H161ZM164 72V71H163ZM167 72V70H166ZM174 73V71H172ZM182 72V71H181ZM218 72V71H217ZM239 72V71H238ZM237 72V73H238ZM256 72V71H255ZM55 71H51V72H47V75L42 77V82L40 80V84L39 86H33L30 87V91L34 88H38V91L34 92V94L32 95H29V97L27 98L26 102H25V105H27L29 107V105L32 104V102L35 101V98L37 97H40L41 95V91L44 90L45 87L49 86L48 83H50V81L52 82V79L55 75ZM141 73V72H140ZM156 73V72H155ZM154 73V74H155ZM185 73V71H184ZM196 73V72H195ZM229 73V72H228ZM241 73V72H240ZM245 73V71H244ZM259 73V72H258ZM40 74V73H39ZM71 74V73H70ZM135 74V73H134ZM158 74H161V73H158ZM187 74V73H186ZM192 73H190L191 75ZM204 74V73H203ZM251 74V73H250ZM146 75V74H144ZM153 75V74H152ZM151 75V76H152ZM156 75V74H155ZM163 75V74H162ZM176 75V74H175ZM181 75H183L181 73ZM188 75V74H187ZM213 74H211L212 76ZM234 76V74H232ZM241 75V74H239ZM243 75V74H242ZM245 75V74H244ZM252 75V74H251ZM255 75V74H254ZM258 75V74H257ZM256 75V76H257ZM20 76V75H19ZM70 76V75H69ZM68 76V77H69ZM143 76V75H141ZM147 76V75H146ZM154 76V75H153ZM152 76V77H153ZM157 76V75H156ZM184 76V75H183ZM196 76V75H195ZM237 76V74L235 75ZM234 76V77H235ZM253 76V75H252ZM255 76V77H256ZM1 77V76H0ZM33 77V76H32ZM57 77V76H56ZM67 77V76H66ZM145 77V76H144ZM179 77V76H178ZM177 77V78H178ZM186 77V76H185ZM215 77V76H214ZM239 77V76H238ZM41 78V77H40ZM64 78V77H63ZM146 78V77H145ZM180 78V77H179ZM241 78V77H239ZM245 78V77H244ZM253 78V77H252ZM149 79H150V75H149ZM148 79V80H149ZM172 79V78H171ZM181 79V78H180ZM229 79V78H228ZM234 79V78H233ZM248 79V78H247ZM251 78H249L250 80ZM62 80V79H61ZM59 80V82L61 81ZM156 80V79H155ZM184 80V79H183ZM240 80V79H239ZM255 80V79H254ZM260 80V79H259ZM264 80V79H263ZM262 80V81H263ZM138 81V80H137ZM150 81V80H149ZM168 81V80H167ZM191 81V80H190ZM189 81V82H190ZM221 81V80H220ZM238 81V80H237ZM248 81V80H247ZM250 81H253L252 79ZM248 81V82H250ZM19 82V81H18ZM57 82V81H56ZM62 82V81H61ZM104 82V81H103ZM226 82V81H225ZM232 82V81H231ZM259 82V81H258ZM63 83V82H62ZM143 83V82H141ZM167 83V82H165ZM180 83V82H179ZM184 83V82H183ZM216 83V82H215ZM257 83V81H256ZM255 81H254V84H256ZM260 83V82H259ZM20 84V83H19ZM28 84V83H27ZM33 84V82H32ZM57 84V83H56ZM229 84V83H228ZM233 84V83H232ZM247 84V83H246ZM250 84V83H249ZM17 85V84H16ZM15 85V86H16ZM35 85V84H34ZM116 85V84H115ZM138 85V84H137ZM156 85V84H155ZM182 85V83H181ZM235 85V84H234ZM245 85V84H244ZM243 85V87H244ZM260 85V84H259ZM264 85V83H263ZM18 86V85H17ZM16 86V87H17ZM60 85H57L56 87V90L59 88ZM133 86V85H132ZM157 86V85H156ZM175 86V85H174ZM212 86V85H211ZM227 86V85H226ZM237 86V85H236ZM250 86V85H249ZM253 86V83L252 85ZM250 86V87H251ZM72 87V86H71ZM188 87V86H187ZM229 87V86H228ZM230 87H232L230 85ZM239 88H241L240 86H238ZM248 86L246 85V88ZM255 87V86H253ZM257 87V86H256ZM260 87V86H259ZM129 88V87H128ZM159 88V87H157ZM176 88V87H175ZM179 88V87H178ZM191 88V87H190ZM217 88V87H216ZM221 88V87H220ZM227 88V87H226ZM225 88V89H226ZM245 88V87H244ZM252 88V87H251ZM250 88V89H251ZM261 88V87H260ZM263 88V87H262ZM130 89V88H129ZM174 89V88H173ZM186 89V88H185ZM224 89V88H223ZM237 89V88H236ZM259 89V88H258ZM68 90V89H67ZM70 90V89H69ZM60 97L59 101H58V106H60L62 104V101L63 99L65 98L67 92ZM72 90V89H71ZM156 90V89H155ZM212 90V89H211ZM232 90H233V87H232ZM238 90V89H237ZM249 90V89H248ZM247 90V91H248ZM214 91V90H213ZM219 91V90H218ZM222 91V90H221ZM230 91H231V88L230 90L228 91L226 89V91H222V92H217V97L218 99H215V103L219 102V101H222L221 103H223V101H226V103H228L227 101L230 100L228 99L230 96H228L230 94ZM235 91V89L233 90ZM250 91V90H249ZM32 92V91H31ZM29 92V93H31ZM55 92V91H54ZM53 92V93H54ZM238 93V92H236ZM245 93V92H243ZM247 93V92H246ZM14 94V93H12ZM28 94V93H27ZM79 94V93H78ZM194 94V93H193ZM201 94V93H199ZM210 94H213V93H210ZM215 94V93H214ZM235 94V93H234ZM21 95V94H20ZM19 95V96H20ZM120 95V94H119ZM238 95V94H237ZM242 95V94H241ZM248 95V94H246ZM258 95V93H257ZM51 96V94L49 95V97ZM172 96V95H171ZM191 96V95H190ZM233 96V94H232ZM243 96V95H242ZM117 97V96H116ZM177 97H178V94H177ZM193 97V95H192ZM240 97V96H239ZM249 97V96H248ZM259 97V96H258ZM257 97V98H258ZM10 98V97H9ZM75 98V97H74ZM172 98V97H171ZM186 98V97H185ZM189 98V97H188ZM201 98V97H200ZM205 98V97H204ZM231 98V97H230ZM234 98H237V97H234ZM247 98V97H246ZM250 98V97H249ZM249 98H247L248 100H250ZM48 99V97H46L45 99H41L42 101H39L37 102L36 104H34L32 107H29L25 110H20L19 107L17 108H14L15 110H13L10 114H11V118L14 122V117H20L18 116L17 114L19 113L20 115H22L21 117V121L19 122V126H18V129H20L21 125L23 124L24 120L27 119L29 117L30 114L34 113L35 111L36 112H39L41 113L42 110L44 108V104L46 102V100ZM93 99V98H92ZM122 99V98H121ZM175 99L177 100L178 98H176L175 96ZM173 99V100H175ZM198 99V98H197ZM232 99V98H231ZM264 99V97H263ZM263 99H261L263 101ZM39 100V99H38ZM103 100V99H102ZM115 100V99H114ZM161 100V98H160ZM179 100V99H178ZM177 100V101H178ZM185 100V99H184ZM189 100V99H188ZM199 100V99H198ZM254 100V99H253ZM259 100V98H258ZM260 100V101H261ZM68 101V100H67ZM170 101V100H169ZM232 101H234V99H232ZM255 101V100H254ZM6 102V101H5ZM9 102V101H8ZM165 102V101H164ZM214 102V101H212ZM256 102V101H255ZM254 102V103H255ZM17 103V102H16ZM15 103V104H16ZM24 103V102H23ZM64 103V102H63ZM74 103V102H73ZM72 103V104H73ZM172 103V102H170ZM179 103V102H178ZM234 103V102H233ZM246 103V102H245ZM253 103V101H252ZM263 102H260L258 103V101L256 102V105L254 107H256L255 111L254 112H250V113H247L245 115H242L244 116L243 118L246 119V121L244 122V125L242 126H238L236 128V130L234 131H230L229 132V137L230 138H233L236 139V141L238 142V145H237V150L238 152L235 153V154H231L232 157H239L241 159V155H244V153H247L250 151V149H255V150H258L256 152H259L260 155L262 154V157H263V154H264V114H263V111H264V107H263ZM10 104V103H9ZM15 104H11V105H15ZM205 104V103H204ZM232 104V103H231ZM230 104V105H231ZM236 104V102H235ZM235 104H232L234 105V109H232L233 111L229 112L230 113V118L228 119L227 123L223 124L224 127L222 130L219 129V131H214V128H209L206 130V127L209 125L208 123H210V118L211 120L215 117L211 116V111L210 109H205V112L203 113L204 114H208L207 117H205L206 119L203 118V121L204 124L202 123V125L200 126H196L194 128L193 127H190L188 125V130H185L184 133L181 132L185 138L186 136V142L190 145L191 143L189 142H192L193 140H196L198 138H201L204 139V141L199 144V146H196V154H195V159H201L202 162L201 163H206L207 161L209 162V159L211 160V157L214 156V153L213 152H218V150H216L215 148V144H212L214 145L213 147V151L211 152H208L207 154V151L209 149H212V148H209L207 149L206 147L208 146L207 143H211V141L218 137L219 134H221V132H223L224 130L228 131V129L230 128H233V126H237V124H233V121H241L243 120L242 118H240V114H243V110H241V106L244 105V103L240 104V105H236ZM238 104V103H237ZM250 104V103H249ZM137 105V104H136ZM169 105V104H168ZM196 105V103H195ZM200 105V104H199ZM221 105V104H220ZM229 105V104H228ZM229 105V106H230ZM2 106V105H1ZM72 106V105H71ZM142 106V105H141ZM183 106V105H182ZM185 106V105H184ZM203 106V105H202ZM215 106V105H214ZM245 106V105H244ZM22 107V105L20 106ZM25 107V106H24ZM180 107V106H179ZM201 107V106H200ZM210 107V106H209ZM219 107V106H217ZM246 107V106H245ZM2 108V107H1ZM70 108V107H69ZM149 108V107H148ZM188 108V107H187ZM205 108V107H204ZM207 108V107H206ZM214 108V107H213ZM231 109V107H228ZM243 108V107H242ZM182 109V108H181ZM185 109V108H184ZM198 109V107L196 108ZM219 109V108H218ZM222 109V108H221ZM240 109V110H239ZM263 109V111H262ZM67 110V109H66ZM66 110L59 116H57V119H60V116H62L63 114H65ZM124 110V109H123ZM212 110V108H211ZM228 110V109H227ZM68 111V110H67ZM106 111V110H105ZM202 112L204 110H201ZM221 111V110H219ZM248 111V110H246ZM184 112V111H183ZM182 112V113H183ZM211 112V113H210ZM218 112V111H216ZM228 112V111H227ZM159 113V112H158ZM210 113V114H209ZM246 113V112H245ZM57 114V113H56ZM132 114V113H131ZM39 115V114H38ZM185 115V114H184ZM193 115V114H192ZM215 115V114H214ZM34 116V115H33ZM78 116V115H77ZM81 116V115H80ZM187 116V115H185ZM184 116V117H185ZM63 117V116H62ZM72 117V116H71ZM102 117V116H101ZM117 117V116H116ZM192 117V116H191ZM100 118V117H99ZM113 118V117H112ZM141 118V117H140ZM157 118V117H156ZM186 118V117H185ZM218 118V117H217ZM220 118V117H219ZM240 118V119H239ZM17 119V118H16ZM29 119V118H28ZM38 119V118H37ZM97 119V118H96ZM143 119V118H142ZM183 119V117L177 119L178 120H181ZM216 119V118H215ZM1 120V119H0ZM75 120V119H73ZM71 120L68 125H71L72 124V121ZM103 120V119H102ZM109 120V119H108ZM133 120V119H132ZM131 120V121H132ZM141 120V119H140ZM148 120V119H147ZM153 120H156V119H153ZM184 120V119H183ZM214 120V119H213ZM212 120V121H213ZM55 121V120H54ZM53 121V123H54ZM188 121V120H187ZM190 121V120H189ZM1 122V121H0ZM112 122V121H111ZM152 122V121H151ZM50 123V122H49ZM47 123L46 125H43L42 128L39 130V133L37 134L36 133V137H37V143L36 142H32L31 141H28L32 136H34V132L36 131L35 127L37 126V120L35 122H33L32 124H30V127H32L26 135H24L23 137H21L20 139H18V143L15 144V146L13 147L14 150H12L14 153H15V150H19L20 153L22 154V157H24L25 155H27V153L31 150V149H34V146L36 145L37 147V150L35 151V153H33L32 155H30L29 159H27V161L24 163L26 164L25 167H28L25 168V167H21L22 169L20 171H16L14 172V169L12 171V173L14 172V174H11V176H9L8 178H6L4 180V182L2 181L1 182V177H3V174L4 171L1 169L0 170V192H2L3 190L5 191V195L4 196V199L1 201L0 200V264H104L105 261L109 258V254H111V252L113 251V248L116 247V246H119L120 244L123 245L122 243H129L128 241L131 240L132 244L133 243H136L134 248L133 249H130V250H127V248L131 245H125L123 247L119 246L120 247V251L121 253H119L120 257L117 258V260H115V262L117 261H122L123 263L124 262H127L126 260H128L129 258L132 260L130 262H128L129 264H136L140 261V259L143 257V256H147V245L145 246V242H146V237L147 235H149L152 231H154V228H157L158 226H163V224H165L166 226V222L169 221V219H172V217L174 215H169V217L167 218H160V220H158L156 223H154L156 221V218H159V216H154V213L152 212V215L151 216H154L152 217L151 219H148V220H145L143 221L142 223H140L139 225H131L129 222H131V219L134 217L133 215L136 214V211L140 210L139 209V204H138V207L134 210H132L127 216H125V218L127 219V217L129 216H133L131 217L130 219L128 220H123L115 225H112V229L116 228L118 231L117 233L114 234V237L112 242L111 243H107L106 246L104 245V248H100L99 245H100V242H101V238L103 236H105L106 234L110 233L111 231L113 232V230L111 228H109V224L110 222L112 221H108V217L110 216V214L112 213V211H114L113 209L109 210L108 211L106 210L105 212H102L101 214H98L96 217L94 218H88L89 215L92 213L91 212V209L90 211L89 210H86V209H83V211L81 212H78V214L75 216V217H72L70 219H68V216L71 212V210H73V207L75 205V203H77L78 201H80L81 199L84 200L86 199L85 197L89 196L90 194L89 193H92V191L90 190L92 187L95 186V184H100V182L102 183L103 181V177L102 175H99L97 178H95V180L93 179V182L90 183L89 185H87V187H85L83 190H78L76 194H74L72 198V200L70 201H67V202H64L65 199H68L67 197L70 196V194L72 192H70L71 190H73L72 188L73 187H76L80 182H83L82 181V175L83 174H86L84 173L87 168H84V169H81L80 172L76 173V174H73V176L71 175V178L69 179L68 182H66L65 184H63V186L60 185V189L58 190V186L59 184L58 183H54L52 184V182H54L53 180L56 178V175L60 174V182L64 181V179H67L71 172L75 171V168L78 167V165L83 162V160L85 159V153H87V151L84 149V151L81 153L80 151V156L77 158V159H74V160H70V153L72 152V148H73V145H76L74 144L77 139H73V140H70L71 137H70V141H72L70 144L72 145H68V149L66 150L65 148V151L63 153H59L58 150L59 148L61 147L60 144H62V142L65 140V138L67 136H69V134H71L76 128L73 127V128H68L67 131H65L63 134H59L58 132L55 131V133H52L51 135L48 134L49 136H47L45 133L47 132V128H50L49 124ZM104 123V124H103ZM102 124L105 125L106 121H104ZM131 123V122H129ZM128 123V124H129ZM179 123V121H178ZM176 121L170 123V125H168V127L166 129H164L162 132H155L156 130H154V132L149 133L148 135L146 136V140L147 138H149L150 140L146 143L144 149H147V151L151 148L152 146L155 144L154 141L157 140L158 143L159 142H163L165 141L164 137L165 136H169L170 135V132L172 131L173 127L178 124ZM223 123V122H222ZM235 123V122H234ZM237 123V122H236ZM240 123H243V122H240ZM238 123V124H240ZM1 124V123H0ZM110 124V123H109ZM126 124V123H125ZM127 124V125H128ZM149 124V123H148ZM148 124H147V127H148ZM153 124V123H152ZM156 124V123H155ZM184 124V123H183ZM193 124V123H192ZM198 124H200L198 122ZM197 124V125H198ZM208 124V125H206ZM213 124V123H212ZM54 125V124H53ZM152 128L154 126L151 125V123L149 124ZM167 125V124H166ZM196 125V124H195ZM23 126V125H22ZM83 126V125H82ZM211 126V125H210ZM52 127V125H51ZM65 127V126H64ZM80 127V126H79ZM151 127H148L150 131H152L153 129ZM37 128V127H36ZM178 128V127H177ZM185 128V127H184ZM194 128V129H193ZM204 128H205V131H204ZM219 128V127H218ZM91 129V128H90ZM147 129V128H146ZM161 129V128H160ZM175 129V128H174ZM173 129V130H174ZM186 129V128H185ZM193 129V130H192ZM217 129V128H216ZM92 130V129H91ZM135 130V129H129V131L126 132V134L128 135L127 139L130 138V140H127V141H130V143H128L129 145L130 144H134L136 142V140H138L137 138H140L141 136H144V133L142 132H138L136 131L135 134L137 135H132L130 133H133L132 131ZM141 130V129H139ZM148 130V129H147ZM148 130V131H149ZM158 130V129H157ZM162 130V129H161ZM183 130V129H181ZM218 130V129H217ZM111 131V130H110ZM143 131V130H141ZM160 131V130H159ZM226 131V133H227ZM17 132L18 130L16 131V134L13 135L12 137H7V140H11L12 138H14L16 135H17ZM61 132V131H60ZM108 132V131H107ZM175 133V131H172V133ZM92 133V132H91ZM179 133V132H178ZM181 133H179V135H181ZM12 134V133H11ZM88 131L86 133H84L82 136H80L79 138H88ZM125 134V135H126ZM73 135V133L71 134ZM91 135V134H90ZM130 135V136H129ZM132 135V137H131ZM176 135V133H175ZM223 135V134H222ZM60 136V137H59ZM92 136V135H91ZM157 136V137H156ZM228 136V135H227ZM226 136V137H227ZM90 137V136H89ZM157 138L154 140V138ZM175 137V136H174ZM173 137V138H174ZM178 137V135H177ZM176 137V138H177ZM33 138V137H32ZM78 138V137H77ZM123 138V137H121ZM180 138V137H179ZM35 139V137L33 138ZM82 139V140H84ZM95 139V138H94ZM172 139V138H171ZM217 139L216 138V142H217ZM233 139V140H234ZM32 140V139H31ZM124 140V139H123ZM135 140V142H134ZM141 140V139H140ZM174 140V139H173ZM214 140V142H215ZM232 140V141H233ZM34 141V140H32ZM38 141H41L39 142V146L38 145ZM80 142H82L81 140H79ZM85 141V140H84ZM143 141V140H142ZM224 141V139H223ZM231 141V140H230ZM87 142V141H86ZM97 142V141H96ZM138 142V141H137ZM169 142V140H168ZM167 142V143H168ZM213 142V143H214ZM235 142V141H234ZM73 143V144H72ZM85 143V142H84ZM109 143V142H108ZM171 143V142H170ZM170 143L169 145L167 144H164L163 146L161 145V147L159 149H161L159 152H161L160 154L157 153L156 155V158H155V162L153 164V166H151V169L149 172H151V170H154L157 166V163L159 164V161H160V157H161V154L162 152L164 151L165 147L169 146L170 147ZM172 143H174L172 141ZM186 143V144H187ZM198 143V142H197ZM196 143V145H197ZM236 143V142H235ZM5 144V143H4ZM80 145V143H77ZM127 144V145H128ZM136 144V143H135ZM157 144V143H156ZM177 144V143H176ZM185 144V142H184ZM186 144H185V147H186ZM187 144V145H188ZM195 144V142H194ZM220 144H221V141H220ZM257 144V145H256ZM38 145V146H37ZM92 145H96L95 143L92 144ZM167 145V146H166ZM219 145V144H217ZM235 145V146H236ZM256 145V146H254ZM4 146V149H7L6 147L7 146V143L6 145H3ZM60 146V147H59ZM93 146V147H94ZM98 146V145H97ZM149 146V147H148ZM192 147V145H190ZM211 146V145H210ZM221 146V145H220ZM92 147V146H91ZM126 147V146H125ZM195 147V146H194ZM209 147V146H208ZM18 148V149H17ZM20 148V149H19ZM89 148V147H88ZM181 148V147H180ZM178 148L176 153H175V158L173 157V155L171 156L173 159L172 161V158H171V163L170 164H166L168 165V167L171 169V170H174L175 173L180 170V169H183L185 167L183 166H186V164H188V166L190 165L189 163H186V160L188 159V155L190 153H192L193 149L190 150L192 152H190L188 149V152L189 154H187V150L185 152V150L183 149H180ZM184 148V146H183ZM215 148V150H214ZM217 148H219L217 146ZM222 148V146L220 147ZM232 148V147H231ZM50 149V151L48 153L47 150ZM62 149V150H63ZM91 149V148H90ZM143 149V152H141V154H139L137 156V162L138 164H140L139 162H141L143 159H142V155L144 153H146L147 151ZM235 149V148H234ZM114 150V149H113ZM236 150V151H237ZM46 151V152H45ZM61 151V150H60ZM104 151V150H102ZM223 151V150H222ZM252 151L254 150H251L250 152L252 153ZM44 152L46 153V155L44 154ZM58 152V153H57ZM220 152V151H219ZM41 153H43L44 155H42ZM57 153V154H56ZM115 153V152H114ZM125 153V152H124ZM150 153V152H149ZM211 153V154H210ZM12 154V153H11ZM40 154L42 155L41 156V160L43 161V163L41 165H38L37 162H35V158L37 156H40ZM90 154V153H88ZM164 154V153H163ZM172 154V153H171ZM193 154V153H192ZM191 154V156H192ZM213 154V155H212ZM225 154V153H224ZM253 154V153H252ZM258 154V153H257ZM99 156L102 155V154H98ZM10 156V155H9ZM13 156V155H11ZM103 156V155H102ZM100 156V157H102ZM105 156V154H104ZM166 156V155H165ZM168 156V155H167ZM190 156V155H189ZM216 156V155H215ZM218 156V154H217ZM216 156V158H217ZM222 156V155H220ZM251 156V155H250ZM21 157V158H22ZM94 157V156H93ZM115 157V156H114ZM154 157V156H153ZM170 157V156H169ZM169 157H168V162H169ZM193 157V156H192ZM231 157V156H230ZM2 158L3 156L1 157L0 156V161H2ZM26 158V157H25ZM40 158V157H39ZM73 158V157H72ZM190 158V157H189ZM237 159L238 161L240 159ZM6 159V158H4ZM24 159V158H23ZM44 159H49L47 160V162H44ZM100 159V158H99ZM97 159V160H99ZM114 159V158H113ZM113 159H110V161H113ZM118 159V158H117ZM136 159V158H135ZM165 160H167L166 158H163ZM163 159L160 161L162 162ZM193 159V158H192ZM215 159V157L213 158L212 157V160L213 161ZM34 160V161H33ZM39 161V162H42V161ZM69 162L71 163V166L68 167L66 170L62 171V167H64L66 165V162ZM193 160V161H194ZM197 160V161H198ZM227 160V159H226ZM229 160V159H228ZM247 160V158H246ZM33 161V162H32ZM88 161V160H87ZM123 161V160H122ZM191 161V160H190ZM189 159H188V162H190ZM216 161V160H215ZM231 161V160H230ZM258 161V160H257ZM97 162V161H96ZM106 162V161H105ZM199 162V161H198ZM207 162V163H208ZM217 162V161H216ZM223 162V161H222ZM234 162V161H233ZM243 162V161H242ZM241 162V164H242ZM259 162V161H258ZM69 163V164H70ZM90 163V162H89ZM133 163V162H132ZM192 163V161H191ZM211 163V162H210ZM214 163V162H213ZM225 163V161H224ZM95 164V163H94ZM108 164L109 162L106 164H104V167H108ZM111 164V162H110ZM115 164V163H113ZM193 164V163H192ZM212 164V163H211ZM221 164V163H220ZM219 164V165H220ZM238 164V163H237ZM236 164V165H237ZM240 164V163H239ZM263 164V163H262ZM14 165V164H13ZM18 165V164H17ZM85 165V164H84ZM120 165V164H119ZM198 165V164H197ZM205 165V164H204ZM77 166V167H76ZM121 166V165H120ZM201 166V165H200ZM207 166V165H206ZM206 166H203V167H206ZM214 166V165H213ZM225 166V165H224ZM239 166V165H238ZM15 167V166H14ZM20 167V166H19ZM88 167V166H87ZM103 167V166H102ZM103 167V168H104ZM153 167V168H152ZM183 167V168H182ZM190 167V166H189ZM195 167V166H194ZM202 167V166H201ZM202 167V168H203ZM220 167V166H219ZM255 167V166H254ZM3 168V167H2ZM17 168V167H16ZM24 168L26 169L27 173L24 175V176H20V173L24 171ZM99 168V167H98ZM165 168V167H164ZM188 168V167H187ZM202 168L199 167V170ZM221 168V167H220ZM228 168V167H227ZM38 169V170H37ZM86 169V170H85ZM102 169V168H101ZM160 169V168H159ZM207 169V168H206ZM225 169V168H224ZM40 170V171H39ZM51 170V172L49 173V171ZM111 170V169H110ZM215 170V169H214ZM259 170V169H258ZM36 171H39L38 173ZM156 171H158L156 169ZM170 171V170H169ZM218 171V170H217ZM6 172V171H5ZM140 172V171H139ZM137 172V173H139ZM159 172V171H158ZM154 173L152 176H151V179H156V176H158L157 174L159 173ZM168 172V171H166ZM196 172V171H195ZM92 173V172H91ZM130 173V172H129ZM181 173V172H179ZM212 173V172H211ZM210 173V174H211ZM7 174V173H6ZM49 174V176H48ZM173 174V172L171 173V175ZM206 174V173H205ZM226 174V173H225ZM47 175V176H46ZM95 175V174H94ZM105 175V174H104ZM122 175V173H121ZM124 175V174H123ZM122 175V176H123ZM171 175L169 177H171ZM220 175V174H219ZM230 175V174H229ZM262 175V174H261ZM107 176V175H106ZM105 176V177H106ZM207 176V175H206ZM206 176H205V179H206ZM223 176V175H222ZM233 176V175H232ZM235 176V175H234ZM254 176V175H253ZM5 177V176H4ZM109 177V176H107ZM168 177V178H169ZM238 177V176H237ZM246 177V176H245ZM256 177V176H255ZM22 178V180H20ZM120 178V175L119 176H116L114 179L108 181L105 183V186H103V188H107L105 189L106 192L108 191L110 193V189H113L114 186L117 184L116 183V180H118ZM128 178V177H127ZM139 178V177H138ZM190 178V177H189ZM204 178V177H203ZM254 178V177H253ZM264 178V177H263ZM232 179V177H231ZM239 179V178H238ZM243 179V178H242ZM257 179V178H256ZM130 180V179H128ZM150 180V179H149ZM170 180V179H169ZM169 180H165L166 182L169 181ZM196 180V179H195ZM207 180V179H206ZM206 180L204 182H206ZM213 180V179H212ZM224 179H222L221 177L220 178H216L214 181H213V185H214V188H218L217 191H219V187L223 186V181ZM262 180V179H261ZM57 181V180H56ZM147 181V180H145ZM174 181V180H173ZM173 181H170L172 183H174ZM256 181V180H255ZM120 182V181H119ZM155 182V181H153ZM169 182V183H170ZM187 182V181H186ZM192 182V181H191ZM200 182V181H199ZM202 181V184L204 183ZM209 182V181H208ZM207 182V183H208ZM243 182H245V179L243 180ZM248 182V181H247ZM250 182V181H249ZM261 182V181H260ZM33 185L31 186L30 184ZM35 183V184H34ZM168 183V184H169ZM193 183V182H192ZM198 183V182H197ZM201 183V182H200ZM226 183V182H225ZM224 183V184H225ZM82 184V183H81ZM80 184V185H81ZM103 184V183H102ZM124 184V183H123ZM167 184V183H166ZM188 184V183H187ZM196 184V183H195ZM251 184V183H250ZM260 184V183H259ZM262 184L264 185V181L262 182ZM101 185V184H100ZM118 186H120V184L118 183L117 184ZM116 185V186H117ZM201 185V184H200ZM227 185V184H226ZM247 185V183H246ZM255 185V184H253ZM257 185V184H256ZM262 185V186H263ZM27 186V187H26ZM29 186H31V188H28ZM82 186V185H81ZM92 186V187H91ZM107 186V187H106ZM125 186V185H124ZM123 186V187H124ZM146 186V185H145ZM142 187L140 189H136V190H131L132 192L131 193H137L139 192V194L142 195V197L148 192V187ZM169 186V185H167ZM189 186V185H188ZM198 186V185H197ZM203 186V185H201ZM251 186V185H250ZM91 187V188H90ZM97 187V186H96ZM102 187V186H101ZM151 187V186H150ZM258 187V186H257ZM254 189V190H247V191H244V193H242V195L240 196H235V197H231L228 199V201L224 202L223 204H218V205H215L213 206V201H215L216 199H214V196L213 197H210L209 196H205L203 199H202V202L201 203H204L201 207H199V209L197 208L196 211H192L191 213H187V215H183L181 218L179 217V219L177 220H174L172 219L173 221H175L173 223V226H171V228L168 230H166L165 226H163L162 228L165 229V232L164 233V238L162 237V239H158L157 240V237H156V242H155V246H157L159 248V253H158V257H159V261L157 262H161L162 260H165L167 257L169 256H172L170 255L171 252H172V248H177L179 247L180 249V245L182 244V242L184 243H189V242H194V243H198L200 244L202 242L203 239H207L206 236L208 235L209 232L212 233V231L214 230L215 231V234L211 237H209L208 235V241L211 242L209 244V247L210 248V251L208 254H206V256H201L199 255V253L197 254V256H199L198 258H200L201 260H197L199 262V264H208V263H212V264H215L216 261H217V257H218V254H219V251H220V248L227 245L228 242H231L232 238L234 237H240L241 235H239L237 232L242 231L243 232H248L247 234L251 238H258L259 240H261V243L258 244L259 247H261L263 244H264V222L263 223H259L261 222L259 220L258 222V219H253L254 216L256 215H259L261 214L263 211H264V201L262 203H257L259 205L255 206V208H257V210H253V209H248L247 206H248V203L243 199H245L246 197H253L255 196L256 194L258 195V192H259V188ZM264 187V186H263ZM152 188V187H151ZM202 188V187H201ZM206 188V187H205ZM237 188V187H236ZM241 188V187H240ZM75 189V188H74ZM115 189V188H114ZM113 189V190H114ZM153 189V188H152ZM150 189V190H152ZM213 189V188H212ZM93 190V189H92ZM157 190V189H156ZM194 190V189H193ZM233 190V189H232ZM261 190V189H260ZM91 191V192H90ZM120 191V190H118ZM130 191V190H129ZM195 191V190H194ZM216 191V192H217ZM229 191V190H228ZM97 192V191H96ZM95 192V193H96ZM107 192V193H108ZM151 192V191H150ZM148 192V193H150ZM192 192V191H191ZM215 192V191H214ZM238 192V191H237ZM74 193V191H73ZM99 193V192H98ZM104 193V192H103ZM198 193V192H197ZM89 194V195H88ZM130 194V193H128ZM132 194V195H133ZM137 193V195H139ZM177 194V193H176ZM191 194V193H190ZM223 194V193H222ZM30 195V199L27 198V201L28 203H26V206L21 209V206L19 207L20 204H22V201L28 197ZM131 195V196H132ZM179 195V194H178ZM186 195V194H185ZM201 195V194H200ZM202 195H204L202 193ZM213 195V194H212ZM229 195V194H228ZM103 195H101L100 197H98V199H94L95 201L93 202V204L91 206H96V205H99V202H101V198H102ZM224 196V195H223ZM130 197V195H128L127 197H125L124 200H126V198ZM141 197V198H142ZM165 197V196H164ZM194 197V196H193ZM193 197H188V201L190 202V200L192 201ZM203 197V196H202ZM263 197V196H262ZM70 198V197H69ZM88 198V197H87ZM97 198V197H96ZM169 198V197H168ZM218 198V197H217ZM228 198V197H227ZM226 198V199H227ZM157 199V198H155ZM262 199V198H261ZM9 200H11L10 202H8ZM69 200V199H68ZM105 200V199H104ZM122 200V201H124ZM167 200V199H166ZM194 200V199H193ZM250 200V199H249ZM260 200V199H259ZM264 200V198H263ZM13 201V202H12ZM46 203H45V202ZM66 201V200H65ZM118 201V200H117ZM121 201V203H122ZM127 201V200H126ZM131 201V200H130ZM158 201V200H157ZM180 200L179 199H176L175 201L171 202L170 206L168 207L170 210H174L175 209H178L179 207V211H177L178 213L180 212H184V209L182 208V202H179ZM24 202V201H23ZM44 202V203H43ZM88 202V201H87ZM120 202V201H118ZM117 202V203H118ZM188 202V203H189ZM218 202V201H217ZM10 204V206L8 207V204ZM114 203V202H113ZM165 203V202H164ZM87 204V203H86ZM123 204V203H122ZM125 204V203H124ZM123 204V205H124ZM131 203L127 202V204L125 205L126 207L124 208H127V206H129ZM160 204V203H159ZM24 205V204H23ZM62 205V209H60L58 211V213L56 212L57 211V207H61ZM132 205V204H131ZM156 205H158L156 203ZM256 205V204H255ZM35 206H38L35 208ZM90 206V208H91ZM117 206V204L115 205ZM141 206V205H140ZM143 206V205H142ZM148 206V205H147ZM162 206V205H161ZM253 206V205H251ZM23 207V206H22ZM59 207V208H60ZM158 207V206H156ZM75 208V207H74ZM114 208V207H113ZM121 208V207H120ZM123 208V209H124ZM144 208V207H143ZM149 208V207H148ZM159 208V207H158ZM138 209V210H137ZM155 209V208H154ZM182 209V210H181ZM196 209V208H195ZM116 210V209H115ZM127 210V209H126ZM151 210V209H150ZM157 210V209H156ZM161 210V209H160ZM158 210V211H160ZM194 210V208H193ZM227 210V211H226ZM158 211H155L158 212ZM230 212V216L231 217H234L232 221H229L227 223H224L222 224L220 227L216 228L213 226V228L211 227H208L209 224L215 220L216 221V217L218 216H221V215H226L227 212ZM252 211H255L256 215H253L255 213H252ZM142 212V211H141ZM170 212V211H169ZM172 212V211H171ZM182 212V213H183ZM190 212V211H189ZM228 212V214H229ZM33 214H35V216L33 217V220L34 222L31 223L30 226H28V220L30 219L31 216H33ZM54 214V215H53ZM125 214V213H124ZM175 214V213H173ZM227 214V215H228ZM264 214V213H263ZM56 218V219H52L50 220V218H52L53 216ZM176 215V214H175ZM253 215V216H252ZM147 216V215H146ZM251 216V217H249ZM115 217V216H113ZM137 217V216H136ZM175 217V216H174ZM177 217V215H176ZM226 217V216H225ZM228 217V216H227ZM226 217V218H227ZM264 217V216H263ZM88 218V219H87ZM124 219V217H122ZM148 218V217H147ZM220 218V217H219ZM222 218V216H221ZM261 219V218H259ZM49 220V222L47 221ZM114 220H121L120 218H117V219H114ZM113 220V221H114ZM155 220V221H154ZM172 220L170 222H172ZM218 220V218H217ZM228 220V219H227ZM230 220V219H229ZM262 220V219H261ZM52 221V222H50ZM104 221H108L105 222L107 223L106 225H103L102 222ZM214 221V222H215ZM264 221V220H262ZM137 222V221H136ZM169 222V223H170ZM222 222V221H221ZM128 224V226L125 227V224ZM149 223H153V226L154 228L153 229H150L148 231H146L142 236H139L137 237L136 235H132L134 232H137V231H140V229H142L144 226L146 227ZM48 225L47 229L44 230V232H40V229L43 225ZM134 224V223H132ZM171 224V223H170ZM169 224V225H170ZM167 225V226H169ZM172 225V224H171ZM211 225V224H210ZM219 225V224H217ZM259 225V226H258ZM111 226V225H110ZM133 226V227H132ZM45 227V226H44ZM81 227V231L78 233L76 232L77 229ZM144 227V229H145ZM43 229V228H42ZM161 229V228H160ZM200 229V230H199ZM143 230V229H142ZM5 233H4V232ZM42 231V230H41ZM145 231V230H144ZM100 233L99 236L96 238L95 236L92 237H89L91 236V234L89 233ZM4 233V234H2ZM93 233V235H94ZM210 234V233H209ZM246 234V233H245ZM139 235V234H138ZM244 236V235H242ZM109 237V236H108ZM161 237V236H160ZM246 237V235H245ZM91 240L94 239V241L92 243H88L87 240ZM241 238V237H240ZM249 238V237H248ZM238 239V238H237ZM111 240V239H110ZM155 240V239H154ZM153 240V241H154ZM201 241V242H200ZM205 241V240H203ZM256 241V240H254ZM258 241V240H257ZM152 242V241H151ZM200 242V243H199ZM243 242V241H242ZM248 242L251 243V240H248ZM247 242V243H248ZM253 242V241H252ZM205 243V242H204ZM246 243V242H245ZM246 243V244H247ZM104 244V243H103ZM154 244V243H153ZM190 244V243H189ZM149 245V244H148ZM202 245V243H201ZM257 245V246H258ZM102 246V244H101ZM133 246V245H132ZM207 246V245H206ZM247 246V245H246ZM246 246H243L244 249L246 248ZM156 247V248H157ZM186 247V246H184ZM228 247V246H227ZM241 247V246H240ZM242 247V249H243ZM117 248V247H116ZM130 248V247H129ZM256 248V247H255ZM264 248V247H263ZM154 249V248H153ZM178 249V248H177ZM178 249V250H179ZM224 249V248H223ZM258 249V248H257ZM115 250V248H114ZM156 250V249H155ZM174 250V249H173ZM176 250V249H175ZM178 250H176V252H178ZM182 250V249H181ZM158 251V249H157ZM171 251V252H170ZM188 251V250H186ZM227 251V250H226ZM114 252V251H113ZM151 252V251H150ZM156 252V251H155ZM180 252V251H179ZM211 252V253H210ZM259 252V250H258ZM92 253V257L87 261L86 259H83L81 258V256L84 254L89 255ZM132 253V255H131ZM170 253V254H169ZM175 253V252H174ZM188 253V252H187ZM60 254H62L60 256ZM173 254V253H172ZM189 254V253H188ZM203 254V253H202ZM222 254V253H221ZM219 254V256L221 255ZM154 255V254H153ZM264 255V254H263ZM263 255H260V253H257V251L255 252H251L250 251V254H248V256L246 258H241L243 259V261L241 260L242 264H264V257ZM53 256H56L55 259H53L52 257ZM222 256V255H221ZM115 257V256H114ZM176 257V256H175ZM235 257V256H234ZM52 258V259H51ZM86 258V257H85ZM180 258V256H179ZM178 258V259H179ZM194 258V257H193ZM217 258V259H216ZM61 259V260H60ZM150 259V258H148ZM195 259V258H194ZM216 259V260H215ZM240 259V258H239ZM60 260V261H59ZM151 260V259H150ZM55 262V263H51V262ZM114 261V260H113ZM107 262V261H106ZM153 262V261H152ZM163 262V261H162ZM241 262L239 264H241ZM108 263V262H107ZM120 263V262H119ZM118 263V264H119ZM127 263V264H128ZM183 263V262H181ZM193 263V262H192ZM236 263V262H234ZM106 264V263H105ZM108 264H114V262L112 263H108ZM117 264V263H116ZM141 264V263H140ZM151 264V263H150ZM154 264V262H153ZM171 264V263H169ZM173 264V263H172ZM227 264V263H226Z\"/></svg>","mask_w":264,"mask_h":264}]
</instances>
